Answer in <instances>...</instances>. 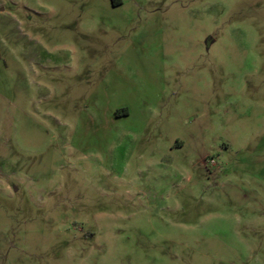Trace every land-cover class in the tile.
<instances>
[{
    "label": "rangeland",
    "instance_id": "374dc122",
    "mask_svg": "<svg viewBox=\"0 0 264 264\" xmlns=\"http://www.w3.org/2000/svg\"><path fill=\"white\" fill-rule=\"evenodd\" d=\"M0 264H264V0H0Z\"/></svg>",
    "mask_w": 264,
    "mask_h": 264
}]
</instances>
